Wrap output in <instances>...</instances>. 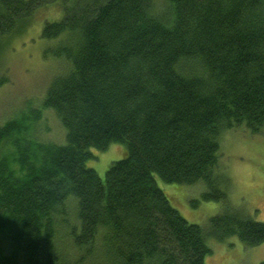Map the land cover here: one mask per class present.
I'll return each instance as SVG.
<instances>
[{
  "label": "trees",
  "instance_id": "1",
  "mask_svg": "<svg viewBox=\"0 0 264 264\" xmlns=\"http://www.w3.org/2000/svg\"><path fill=\"white\" fill-rule=\"evenodd\" d=\"M50 8L43 56L61 68L41 109L0 123V264H204L209 238L263 244L228 205L218 139L264 128V0H0V53ZM46 109L64 144L39 135ZM114 143L128 154L101 180L86 163ZM154 175L202 182L223 211L187 222Z\"/></svg>",
  "mask_w": 264,
  "mask_h": 264
},
{
  "label": "rangeland",
  "instance_id": "2",
  "mask_svg": "<svg viewBox=\"0 0 264 264\" xmlns=\"http://www.w3.org/2000/svg\"><path fill=\"white\" fill-rule=\"evenodd\" d=\"M61 16L59 10L50 8L0 53V79H4L0 85V123L13 117L21 103L23 106L29 104L24 112L30 108L41 109L46 88L61 66L51 56H43L46 45L40 34L45 20L58 21ZM41 124L45 128L39 129V135L52 139L47 141L64 144L65 131L52 110L43 112ZM218 141L219 164L228 179L223 186L228 205L241 215L264 223V128L258 134L250 133L244 125L224 129ZM91 152L95 158L88 160L86 165L104 180L108 166L125 158L128 149L122 143H114L105 151L91 149ZM154 179L169 204L189 223L207 227L208 220L223 211V203L202 199L205 190L202 182L168 184L156 175ZM206 244L210 253L205 256L204 264H259L264 261V243L247 247L232 236L221 241L209 238Z\"/></svg>",
  "mask_w": 264,
  "mask_h": 264
}]
</instances>
